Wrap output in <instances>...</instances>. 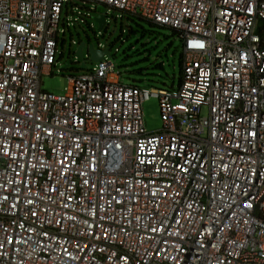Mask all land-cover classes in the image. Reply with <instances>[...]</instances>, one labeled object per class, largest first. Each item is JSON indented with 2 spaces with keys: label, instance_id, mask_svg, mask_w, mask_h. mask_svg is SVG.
Returning a JSON list of instances; mask_svg holds the SVG:
<instances>
[{
  "label": "built area",
  "instance_id": "obj_1",
  "mask_svg": "<svg viewBox=\"0 0 264 264\" xmlns=\"http://www.w3.org/2000/svg\"><path fill=\"white\" fill-rule=\"evenodd\" d=\"M86 1L174 29L179 79L43 90L69 0H0V264H264V0Z\"/></svg>",
  "mask_w": 264,
  "mask_h": 264
},
{
  "label": "rangeland",
  "instance_id": "obj_2",
  "mask_svg": "<svg viewBox=\"0 0 264 264\" xmlns=\"http://www.w3.org/2000/svg\"><path fill=\"white\" fill-rule=\"evenodd\" d=\"M101 16L103 20L97 21ZM62 18L68 26L60 24L56 52L59 65L52 68L51 75H42L43 90L63 94L68 85L67 77L80 72L79 65L71 66L65 63L66 59L75 62L83 59L86 68H92L95 63L89 60V46L109 49L106 57L113 62L115 73H120L124 84L158 88L177 85L182 46L171 28L86 0H69L67 14L64 8ZM78 47H81V55L76 56ZM61 66L65 69H60ZM142 108L146 130L158 129L161 118L157 98L150 97Z\"/></svg>",
  "mask_w": 264,
  "mask_h": 264
},
{
  "label": "water",
  "instance_id": "obj_3",
  "mask_svg": "<svg viewBox=\"0 0 264 264\" xmlns=\"http://www.w3.org/2000/svg\"><path fill=\"white\" fill-rule=\"evenodd\" d=\"M102 20H103V17L102 16L97 18V21H99V22H101ZM80 50H81V47H78L77 48V51L75 52V55L76 56L81 55L80 52H79ZM108 53H109V50L108 49H105V50L94 49L92 46H89V49H88V54H89V60L90 61L97 62L100 59H102L104 57V55H107ZM83 65H84V62L82 63V66ZM83 67L86 68V65L83 66Z\"/></svg>",
  "mask_w": 264,
  "mask_h": 264
},
{
  "label": "crops",
  "instance_id": "obj_4",
  "mask_svg": "<svg viewBox=\"0 0 264 264\" xmlns=\"http://www.w3.org/2000/svg\"><path fill=\"white\" fill-rule=\"evenodd\" d=\"M88 56H89V54H88ZM82 61L84 62V65L83 66L87 65L85 63V60H83V59H81V61L78 60L77 62H75L74 60L71 61L70 59H68V60L66 59L65 60V63H69V65H71V64L79 65L80 68H78L77 70H80V72H82L83 70L87 69V68H84L82 66V63H83ZM91 62H94L95 63V61H91ZM179 63H180V66H181V61ZM56 65L57 66L59 65L58 60L55 61V65L54 66H56ZM60 69H65V66H61ZM77 70H75V71H77ZM80 72H78V73H80ZM73 74H75V73H73Z\"/></svg>",
  "mask_w": 264,
  "mask_h": 264
},
{
  "label": "trees",
  "instance_id": "obj_5",
  "mask_svg": "<svg viewBox=\"0 0 264 264\" xmlns=\"http://www.w3.org/2000/svg\"><path fill=\"white\" fill-rule=\"evenodd\" d=\"M67 7H68V5L65 6V14H67ZM61 24H62V25H65V26H68L67 23L64 24V19H63V21L61 22ZM259 26H260V27H264V21H263V22H262V21L259 22ZM171 30H172V29H171ZM172 31H173V30H172ZM173 34L177 37V33H176L175 31L173 32ZM262 34H264V32H263ZM58 39H59V38H58ZM177 39H178V38H177ZM179 41H180V40H179ZM180 42H181V41H180ZM180 61H181V60H180ZM180 61H179V62H180ZM162 64H163V63H162ZM159 66H161V65H159ZM89 69H90V68H89ZM85 70H88V69H85ZM85 70H83V71H85ZM131 85H136V84H131Z\"/></svg>",
  "mask_w": 264,
  "mask_h": 264
},
{
  "label": "clouds",
  "instance_id": "obj_6",
  "mask_svg": "<svg viewBox=\"0 0 264 264\" xmlns=\"http://www.w3.org/2000/svg\"><path fill=\"white\" fill-rule=\"evenodd\" d=\"M102 6V5H101ZM153 24V23H152ZM157 25V24H156ZM161 26V25H160ZM264 28V27H263ZM173 31H175L174 29H172ZM264 31H262V33H263ZM264 35V34H263ZM176 38H178V37H176ZM179 39V38H178ZM180 40V39H179ZM181 41V40H180ZM181 46H182V42H181ZM182 52V51H181ZM180 60H181V57H180Z\"/></svg>",
  "mask_w": 264,
  "mask_h": 264
},
{
  "label": "bare ground",
  "instance_id": "obj_7",
  "mask_svg": "<svg viewBox=\"0 0 264 264\" xmlns=\"http://www.w3.org/2000/svg\"><path fill=\"white\" fill-rule=\"evenodd\" d=\"M56 56H57V54H56ZM91 62V61H90ZM72 66V65H71Z\"/></svg>",
  "mask_w": 264,
  "mask_h": 264
},
{
  "label": "flooded vegetation",
  "instance_id": "obj_8",
  "mask_svg": "<svg viewBox=\"0 0 264 264\" xmlns=\"http://www.w3.org/2000/svg\"><path fill=\"white\" fill-rule=\"evenodd\" d=\"M109 50V49H108Z\"/></svg>",
  "mask_w": 264,
  "mask_h": 264
}]
</instances>
